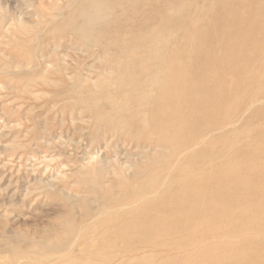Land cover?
I'll list each match as a JSON object with an SVG mask.
<instances>
[{
    "label": "rangeland",
    "instance_id": "374dc122",
    "mask_svg": "<svg viewBox=\"0 0 264 264\" xmlns=\"http://www.w3.org/2000/svg\"><path fill=\"white\" fill-rule=\"evenodd\" d=\"M88 1L0 0V264H264V0Z\"/></svg>",
    "mask_w": 264,
    "mask_h": 264
},
{
    "label": "bare ground",
    "instance_id": "6f19581e",
    "mask_svg": "<svg viewBox=\"0 0 264 264\" xmlns=\"http://www.w3.org/2000/svg\"><path fill=\"white\" fill-rule=\"evenodd\" d=\"M102 1L103 0H90V1H88V11L90 10V11H95V10H99L98 8H100V6H101V4H102ZM112 5V4H111ZM107 6V5H106ZM105 6V7H106ZM110 5H108V7H109ZM111 8V7H110ZM104 9V8H103ZM103 9H101V10H103ZM106 10H107V12L109 11V10H111V9H107V8H105ZM114 9V8H113ZM116 10V9H115ZM111 11H113V10H111ZM117 11H118V9H117ZM106 12V11H105ZM133 11H131V13H132ZM176 12V11H175ZM136 13H137V11H136ZM117 14H118V12H117ZM66 16V15H65ZM109 16L108 15H103V19H106V18H108ZM94 15L91 13V16H89V17H87L78 27H75V28H73V30H72V33L74 34V35H78L79 37H81V38H83V39H85L86 40V43L88 44V43H91V44H95V42H96V40L94 39V37L93 36H90V35H88L87 34V32L90 30V28H91V26H92V24L94 23L93 21H94ZM100 18V17H99ZM98 18V19H99ZM102 19V18H101ZM110 19V18H109ZM111 20V19H110ZM101 21V20H100ZM105 21V20H104ZM157 31V30H156ZM141 42V41H140ZM116 43V42H115ZM113 46H115V45H113ZM116 47H117V49L118 48H120V47H118L117 45H116ZM121 49V48H120ZM123 49V48H122ZM124 50V49H123ZM123 50H121L120 52L122 53V51ZM124 51H129V50H124ZM124 53H127V52H124ZM160 54V53H159ZM119 56H121V55H119ZM126 56V55H125ZM102 57V56H101ZM105 58V57H104ZM107 59H109L108 58V56L106 57ZM117 58V57H116ZM115 58V60H117L118 61V59H116ZM37 59V58H36ZM101 59H103V57L101 58ZM123 59V58H122ZM38 60V59H37ZM60 60H64V58H62V59H60ZM112 60V59H111ZM113 61V60H112ZM38 63H40V62H38ZM63 64H64V62H62ZM39 66H37V68H38ZM40 67H42V71L44 72V73H46V74H54V75H58V76H61V75H65V76H71V75H76V76H78V77H80L81 79L83 78V80H87L91 75H93V74H97L98 72H100L99 70H96V67H94V66H92V65H89L88 64V66H77V65H74V66H70V65H66V64H64V65H62V66H60L58 69H57V66H54V63L52 62V61H50V60H48V59H46L45 61H44V63L43 64H41V66ZM139 68V67H138ZM53 69H55V73H52V72H50V71H52ZM97 69H99V68H97ZM142 69V68H141ZM145 69V68H144ZM27 70V69H26ZM32 70V69H31ZM135 70V69H134ZM134 70H133V72H134ZM143 70V69H142ZM105 71V70H104ZM136 71V70H135ZM145 71V70H144ZM147 71H149V70H147ZM133 72H131V74H133ZM139 72V71H138ZM141 72V71H140ZM130 73V72H129ZM135 73V72H134ZM99 74V73H98ZM123 74V73H122ZM130 74V75H131ZM136 74V73H135ZM132 76V75H131ZM130 76V78H132ZM141 76H142V74H141ZM119 77H120V75H119ZM157 76H154V79L156 80L157 78H156ZM96 78V77H95ZM95 78H94V80H95ZM97 78H99V76L97 77ZM137 77L135 76V78L134 79H136ZM151 78V77H150ZM129 79V78H128ZM146 79V78H145ZM93 80V79H92ZM121 80V79H120ZM127 80V79H126ZM147 80H150L149 78L147 79ZM155 80H153V81H155ZM123 82H126V81H124V79L122 80ZM121 81V82H122ZM135 81V80H134ZM133 80H132V82H134ZM141 81V80H140ZM136 82H138V79H137V81H135L134 83H136ZM150 82V81H149ZM139 83V82H138ZM148 83V82H147ZM146 83V84H147ZM151 83H152V81H151ZM119 84V86H121L122 85V83H121V85H120V83H118ZM142 84H143V82H142ZM145 84V85H146ZM154 84V83H153ZM140 85H141V83H140ZM143 86H144V84H143ZM147 86V85H146ZM146 86H144L143 88L144 89H146ZM142 87V86H141ZM125 88V87H124ZM143 88H141V89H143ZM120 89V88H119ZM149 89V88H148ZM113 91V90H112ZM116 91V90H115ZM160 91V90H159ZM44 92V91H43ZM59 92V91H58ZM117 92V91H116ZM147 92V91H146ZM34 93V92H33ZM37 93V92H36ZM84 94V93H83ZM144 94H146L145 92H144ZM175 94V93H174ZM117 95V94H116ZM157 94H155V96H156ZM176 95V94H175ZM155 96H153V97H155ZM158 96V95H157ZM117 98V97H116ZM99 99V98H98ZM119 99V98H118ZM163 100V99H162ZM165 100V99H164ZM100 101V99L98 100V102ZM110 103H112L111 101H109ZM140 102V101H139ZM153 102V101H152ZM156 102V101H155ZM90 103H92V102H88L87 104L89 105ZM141 104V103H140ZM148 104H149V102H148ZM94 105H95V103H94ZM142 105L144 106V103H142ZM96 106V105H95ZM149 106H150V104H149ZM148 106V107H149ZM156 106V105H155ZM105 107H107V106H105ZM91 108V107H90ZM90 108H89V106H87V105H80V106H78V108H73V110L70 112V119H71V121H75V120H78V119H84L85 117H87V114L89 113L90 114ZM163 112H165V111H163ZM150 116H151V114H150ZM245 116V115H244ZM119 121V120H118ZM121 121V120H120ZM229 124V123H228ZM237 124V123H236ZM175 125V124H174ZM111 126V125H110ZM142 126V125H141ZM230 126H231V124H230ZM136 127H138V126H136ZM112 128V127H111ZM104 131H103V133H102V136L104 135L105 136V134H106V132H108L109 130L106 128V127H104ZM135 129V128H134ZM133 129V130H134ZM137 129V128H136ZM136 129L134 130V131H136ZM145 126H142V131H140L139 132V137L141 138V139H145L147 136H146V133H145ZM132 130V131H133ZM112 131H113V129H112ZM112 131H111V133H112ZM126 131V130H125ZM207 139L208 138H206V140L204 141V140H202V141H204V142H206L207 141ZM201 140V139H200ZM195 141V140H194ZM199 142V141H198ZM203 142V143H204ZM203 143H201V144H203ZM201 144H200V146H201ZM189 145V144H188ZM205 145H207V144H205ZM205 145H203V146H205ZM214 145V144H213ZM144 146V145H143ZM184 146H186V145H184ZM198 146V145H197ZM202 146V147H203ZM138 147V146H137ZM141 147V146H140ZM145 147V146H144ZM159 147H160V145H159ZM201 147V148H202ZM208 147V146H207ZM156 148H157V146H156ZM196 148V147H195ZM195 148H193V149H195ZM198 148V147H197ZM221 148H222V146H221ZM221 148H219V149H221ZM139 149V148H138ZM140 149H143V147H141ZM164 149V148H163ZM192 149V148H191ZM190 148L189 149H187V151H189V150H191ZM205 149V148H204ZM207 149V152L208 151H210V150H208V148H206ZM148 149H145V151H147ZM143 151V150H142ZM150 151H152V150H150ZM186 151V152H187ZM219 152V151H218ZM218 152H216V153H218ZM164 153V152H163ZM167 153V152H166ZM182 153V152H181ZM185 153V150L183 151V154ZM209 154V153H208ZM167 155V154H166ZM165 155V156H166ZM195 155V154H194ZM210 155V154H209ZM90 156V155H89ZM142 156H143V154H142ZM145 156H147V154L145 155ZM157 156V155H156ZM164 156V157H165ZM167 156H169V155H167ZM181 156H182V154H181ZM180 156V157H181ZM192 156V155H191ZM158 158V157H157ZM146 159V158H145ZM178 159V158H177ZM209 159H210V157H209ZM89 161H92V159H91V156L89 157V159H88ZM133 160V159H132ZM169 160V159H168ZM174 160V159H173ZM200 160H201V158H200ZM128 162H130L129 160H127ZM152 161H154V160H152ZM162 160H161V158H160V162H161ZM163 161H164V159H163ZM169 161H171V160H169ZM168 161V162H169ZM175 161V160H174ZM194 161V160H193ZM197 161V160H196ZM199 161V160H198ZM206 161H207V159H206ZM118 162V161H117ZM120 162V161H119ZM127 162V163H128ZM156 162V161H155ZM173 162V161H172ZM171 162V163H172ZM178 162V160H176V163ZM210 162H212V160L210 161ZM108 163V162H107ZM200 163V162H199ZM199 163L197 164V166L199 165ZM206 163H208V162H206ZM83 164H85V163H83ZM130 164V163H129ZM129 164H127L126 165V167H128V166H130ZM131 164H133V163H131ZM212 164V163H211ZM153 165V164H152ZM160 165V164H159ZM187 165V164H186ZM121 166V167H120ZM124 166H125V164H124ZM138 166V165H137ZM162 166V165H161ZM171 166H173V165H171ZM176 166V165H175ZM131 167H132V165H131ZM158 167V166H157ZM190 168H191V166H189ZM196 167V166H195ZM194 167V168H195ZM256 167V166H255ZM155 167H153V169H154ZM174 168V166L172 167V169ZM125 168H123L122 167V165H120L119 163L117 164V163H115L114 162V164L112 165V164H105V166L104 167H102L101 165H99L98 163H95V164H92L89 168H88V170H86L85 171V176H88V175H91V176H97V175H99V174H101V173H103V171H105V173H108V172H111V173H113L115 176H121V172H123V170H124ZM152 169V168H151ZM150 169V170H151ZM127 170H130V169H127ZM146 170V169H145ZM194 170V169H193ZM170 172H171V169L169 170ZM240 171V170H239ZM127 172H129V171H127ZM151 172V171H150ZM237 172V171H236ZM126 173V172H125ZM129 173H131V172H129ZM204 173V172H203ZM211 173V172H210ZM234 173V172H233ZM240 173V172H239ZM132 174V173H131ZM169 174V173H168ZM167 174V175H168ZM175 175H177V174H175ZM175 175H173V176H175ZM127 176V175H126ZM169 176V175H168ZM189 176V175H188ZM211 176V175H210ZM133 177V174H132V176L130 175V174H128V176L127 177H125V178H132ZM135 177V176H134ZM133 177V178H134ZM136 178V177H135ZM134 178V179H135ZM168 178V177H167ZM166 178V179H167ZM176 178V177H175ZM93 179V178H92ZM127 181V180H126ZM135 182V181H134ZM134 182H132V183H134ZM166 182H167V180L164 182L165 184H166ZM175 182V181H174ZM164 184V185H165ZM209 184V183H208ZM163 187V186H162ZM179 187V186H178ZM147 188V187H146ZM172 188V187H171ZM207 189H208V186H207ZM165 190V189H164ZM171 190V189H170ZM143 191H145V190H143ZM147 191V190H146ZM93 192V191H92ZM159 192V191H158ZM162 192V191H161ZM166 192V191H165ZM151 193V192H150ZM150 193H148V195L150 196V195H156V192H152V194H150ZM161 194V193H160ZM147 195V196H148ZM135 196V195H134ZM147 196H145V197H147ZM148 196V197H149ZM147 197V198H148ZM262 197V196H261ZM162 199V198H161ZM143 200H146L147 201V199H144V196H142L140 199H137L134 203H135V205H132V206H136L138 203H140V202H142ZM131 203V202H130ZM101 205V204H100ZM103 205V204H102ZM101 205V207H103ZM100 207V206H99ZM125 207H128V206H125ZM129 207H131V206H129ZM120 207H118V209H119ZM122 208V207H121ZM118 209H116V210H118ZM124 209V208H123ZM253 209V208H252ZM107 210V209H106ZM119 210H121L122 211V209H119ZM118 210V211H119ZM100 211H101V209H100ZM111 211V210H110ZM117 211V212H118ZM109 212V211H108ZM107 212V213H108ZM100 213H102V211L100 212ZM103 213H105V211H103ZM152 214H154V213H152ZM103 215V214H102ZM109 215V214H108ZM248 215H250L249 213H248ZM89 216V215H88ZM91 216V215H90ZM99 216V215H98ZM106 216V215H105ZM101 217V216H100ZM102 217H104V216H102ZM95 218V220L97 221V219L99 218V217H94ZM97 218V219H96ZM152 218H154V217H152ZM203 218V217H202ZM92 219V218H91ZM91 219H89V220H91ZM95 220H93V221H95ZM161 221V220H160ZM91 222H92V220H91ZM85 223V222H84ZM90 223V222H89ZM86 224H88V223H86ZM95 225L94 226H96V223H94ZM97 225H98V221H97ZM85 226V225H84ZM94 226H93V230H94V232L96 231L95 229L96 228H94ZM56 227V226H55ZM81 227V226H80ZM87 227V226H86ZM86 227H84V228H86ZM71 228V227H70ZM69 228V229H70ZM192 229H195V227L194 228H192ZM81 230V229H80ZM85 230V229H84ZM93 230H91V231H93ZM80 232H82V230L80 231ZM79 232V233H80ZM78 233V234H79ZM94 234V233H93ZM92 235V234H91ZM77 236V235H76ZM97 236V235H96ZM159 236V235H158ZM78 237V236H77ZM94 237V236H93ZM92 238V237H91ZM77 239V238H76ZM135 239V238H134ZM160 239V238H159ZM187 240V239H186ZM76 242V241H75ZM87 242H89V241H87ZM146 243V242H145ZM157 244V243H156ZM72 246V245H71ZM73 247V246H72ZM91 248V247H90ZM196 248V247H195ZM71 249V248H70ZM69 249V250H70ZM197 249V248H196ZM135 250H137V249H135ZM143 250V249H142ZM141 250V251H142ZM194 250V249H193ZM63 251V250H62ZM132 251H134V250H132ZM69 252V251H68ZM124 252V251H123ZM187 252V251H186ZM124 254V253H123ZM187 254V253H186ZM65 255V254H64ZM89 255V254H88ZM56 257V256H55ZM62 257V256H61ZM134 257H137V256H134ZM138 257H142V255H139ZM125 259V258H124ZM129 259V258H128ZM132 259V258H131ZM121 260H122V258H121ZM114 261V260H113ZM127 261H129V260H127ZM123 263H124V261H122ZM119 264H121V263H119Z\"/></svg>",
    "mask_w": 264,
    "mask_h": 264
}]
</instances>
